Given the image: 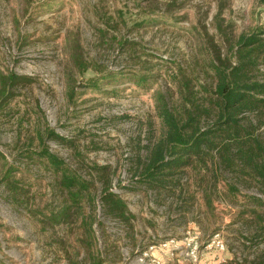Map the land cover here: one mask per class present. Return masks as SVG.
Listing matches in <instances>:
<instances>
[{"label": "rangeland", "instance_id": "1", "mask_svg": "<svg viewBox=\"0 0 264 264\" xmlns=\"http://www.w3.org/2000/svg\"><path fill=\"white\" fill-rule=\"evenodd\" d=\"M187 1L179 12L187 18L179 25L134 28L151 19L145 12L151 8L157 13L154 18L164 20L166 0H0V73L30 79L18 84L16 96L0 108V152L4 157L0 156V264H89L91 254H102L107 264H147L141 262V254L150 245L171 239L177 244L155 252L164 264H215L242 250L244 233L238 214L248 194L258 193L256 188H241L243 192L234 193L238 202L233 204V194L220 181L218 190L210 192L214 199L211 208L196 183V179H212L210 176L203 178L202 173L188 169L176 178L180 182L174 191L151 188L135 178L138 157L145 156L144 147L160 135L154 94L168 77L166 64L158 61L188 54L190 40L182 27L210 23L216 12L213 0ZM119 15L124 16L126 26ZM225 16L236 22L237 31L249 30L264 25V6L258 0H231ZM109 17L115 18L111 25L121 24L120 32L108 29V36L103 37L100 30H106L104 20ZM113 35L136 41V48L120 50ZM73 41L81 45L88 62L112 72L123 71L121 75L128 74L125 67L131 56L149 53L159 64L161 76L153 88L143 90L127 78L107 83L94 70L84 75L75 71L79 84L75 87L66 71ZM91 79L100 88L88 86ZM73 87L76 96L72 102ZM47 125L77 139L84 158L77 156L76 149L55 141L47 144L81 175L89 176L95 164L108 165L112 190L135 215L132 227L103 215L98 179L90 240L83 223L84 219L91 221L86 201L79 218L55 226L45 220L44 215L57 207L60 194L50 173L37 159L26 158L23 150L30 143L38 147V134ZM11 166V178L20 181L17 198L1 184L3 173ZM217 233L226 243L224 252L204 247ZM196 244L198 249L192 254Z\"/></svg>", "mask_w": 264, "mask_h": 264}, {"label": "trees", "instance_id": "2", "mask_svg": "<svg viewBox=\"0 0 264 264\" xmlns=\"http://www.w3.org/2000/svg\"><path fill=\"white\" fill-rule=\"evenodd\" d=\"M213 1L216 12L210 23L202 21L190 28L182 27L190 40V52L179 59L160 58L161 61H158L166 64L168 77L166 84L154 94L160 135L144 147L145 156L138 157L135 178L151 188L166 187V190L174 191L180 182L176 178L187 173L188 169L202 173L201 177L210 176L212 179H196V183L211 208L214 199L210 192L218 190L220 181H225L229 193L233 194V204L238 202L234 193L243 192L241 188H256L258 193L248 194L245 207L238 214L237 221L244 233L240 239L242 250L224 258L219 264H264V25L237 31L236 22L225 16L231 0ZM187 2L166 0L164 20L154 18L157 13L151 8L145 11L151 19L134 25V28L179 25L187 18V14L179 13ZM258 3L264 6V0H258ZM123 17L119 15V20L126 26ZM114 20V17L104 20L106 30H100L103 37L108 36V29L120 32L119 22L110 24ZM112 38L122 51L131 52L137 46L136 41L129 38L118 39L116 35ZM153 57L149 53H144L142 57L131 56L129 65L125 67L128 74L121 75L123 71L112 72L88 62L81 45L73 41L66 71L72 76L75 87L79 86L74 79L75 71L84 75L94 70L103 74L101 79L107 83L127 78L139 89L146 90L153 88L161 76L159 64L154 63ZM0 80V108H3L16 96L15 87L30 79L10 72L7 75L0 73ZM87 85L100 88L99 83L92 79ZM75 87L70 94L72 102L76 96ZM38 136V147L30 143L23 154L26 158L39 161L54 179V189H58L60 194L57 207L44 215L45 220L55 226L74 217L79 218L86 201L91 208V221L87 223L88 220L84 219L83 223L90 240L94 235L92 220L96 219L95 179H98L103 215L132 227L135 215L125 199L112 190L113 177L108 165H93L91 173L85 177L52 153L47 144L48 141H55L76 149L77 156L84 158L76 145L77 139L65 137L48 125ZM0 156L4 158L1 152ZM13 171L12 166L6 169L1 184L13 198H17L21 187L20 181L11 178ZM224 193L227 194L226 191ZM218 199L223 200L222 197ZM90 256L89 264H107L102 254Z\"/></svg>", "mask_w": 264, "mask_h": 264}, {"label": "built area", "instance_id": "3", "mask_svg": "<svg viewBox=\"0 0 264 264\" xmlns=\"http://www.w3.org/2000/svg\"><path fill=\"white\" fill-rule=\"evenodd\" d=\"M220 236L221 235L219 233L214 235V237L212 238V241L211 242L209 241L204 247H207V248L214 247L218 249L219 251L224 252L226 250V243ZM175 244L177 243L173 239L167 242L160 243L159 245L152 244L141 254L140 260L141 262H147V264H164L163 258L161 256L156 255L155 252L158 250H161V251L166 250V247L174 246ZM196 249H198L197 244L194 246V250L192 251V254L195 253ZM222 261H224V258L218 259L215 264H219Z\"/></svg>", "mask_w": 264, "mask_h": 264}, {"label": "crops", "instance_id": "4", "mask_svg": "<svg viewBox=\"0 0 264 264\" xmlns=\"http://www.w3.org/2000/svg\"><path fill=\"white\" fill-rule=\"evenodd\" d=\"M230 257H232V256H227V258H230Z\"/></svg>", "mask_w": 264, "mask_h": 264}]
</instances>
